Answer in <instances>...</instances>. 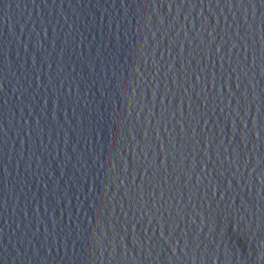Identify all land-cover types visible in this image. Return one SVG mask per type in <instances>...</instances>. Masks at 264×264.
Returning a JSON list of instances; mask_svg holds the SVG:
<instances>
[{"label":"water","instance_id":"water-1","mask_svg":"<svg viewBox=\"0 0 264 264\" xmlns=\"http://www.w3.org/2000/svg\"><path fill=\"white\" fill-rule=\"evenodd\" d=\"M0 264H264V0H0Z\"/></svg>","mask_w":264,"mask_h":264}]
</instances>
